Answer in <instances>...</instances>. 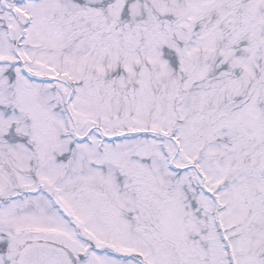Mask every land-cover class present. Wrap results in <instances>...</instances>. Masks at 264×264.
<instances>
[{
    "label": "snow or ice",
    "instance_id": "obj_1",
    "mask_svg": "<svg viewBox=\"0 0 264 264\" xmlns=\"http://www.w3.org/2000/svg\"><path fill=\"white\" fill-rule=\"evenodd\" d=\"M0 264H264V0H0Z\"/></svg>",
    "mask_w": 264,
    "mask_h": 264
}]
</instances>
